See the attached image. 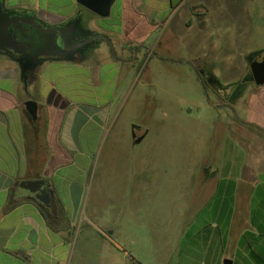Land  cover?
Masks as SVG:
<instances>
[{
    "label": "rangeland",
    "instance_id": "obj_1",
    "mask_svg": "<svg viewBox=\"0 0 264 264\" xmlns=\"http://www.w3.org/2000/svg\"><path fill=\"white\" fill-rule=\"evenodd\" d=\"M134 4L137 24L127 41L113 39L112 48L103 41L82 45L88 52L81 63L100 67L105 100L113 90L108 117L86 126L65 163L48 159L56 194L72 187L71 203L62 214L56 211V236L66 248L62 264H214L221 248L210 226L217 205L208 201L207 184H199V167L215 163L221 141L212 133H220L227 118L250 115L244 100L264 90L251 77V63L264 50V0ZM29 36L36 45L73 42L36 29ZM48 47L35 64L43 69L47 59L57 63L38 84L48 79L59 87L63 72L52 68L63 67V55ZM109 63L117 67L109 70ZM78 87L64 91L66 98L93 105L72 90ZM38 92L31 96L44 104ZM210 119L215 127L209 131ZM38 135L44 138L43 127ZM247 207L235 221L251 241L250 233H259V204ZM232 240L228 232L225 248Z\"/></svg>",
    "mask_w": 264,
    "mask_h": 264
},
{
    "label": "crops",
    "instance_id": "obj_2",
    "mask_svg": "<svg viewBox=\"0 0 264 264\" xmlns=\"http://www.w3.org/2000/svg\"><path fill=\"white\" fill-rule=\"evenodd\" d=\"M0 4L37 19L53 29L49 32L73 39L68 47L62 40L61 45L54 43L56 47L51 48L63 55L58 57L63 67L52 68V72H63L59 87L48 79L38 84L41 73L56 64V59L45 60L42 69L37 65L24 67L10 56L0 55V264H62L66 248L56 236V211L62 214L64 205L71 203L72 187L68 184L56 194L50 168L54 164L48 159L58 157L65 163V155L77 146L86 126L105 120L113 103V90L104 98L100 67L91 69L86 61L81 63L88 52L81 45L103 41L112 48L113 39L127 41L136 28L137 7L134 0H114L108 16L100 17L76 0H0ZM9 4L12 6L5 7ZM112 59L117 58L114 55ZM109 64V70L117 67ZM92 81L101 87L93 88ZM72 85L79 86L72 89L79 97L90 99L84 103L93 105H72L64 92ZM34 92L43 94L44 104L33 100ZM27 101L37 105L35 120L24 107ZM244 105L250 115L227 118L223 127L218 124L220 133L210 132L221 141L215 163L199 167V184H207L211 193L208 201L217 205L211 208L210 226L212 235L222 241L214 264H264V90L251 91ZM208 122L210 131L215 122ZM40 127L44 129L42 139L38 138ZM233 140L241 141L240 145ZM33 179L48 183V206L19 192L21 182ZM253 203L259 204V233H250L254 243L246 240L247 229L235 221ZM228 232L234 240L225 248Z\"/></svg>",
    "mask_w": 264,
    "mask_h": 264
},
{
    "label": "water",
    "instance_id": "obj_3",
    "mask_svg": "<svg viewBox=\"0 0 264 264\" xmlns=\"http://www.w3.org/2000/svg\"><path fill=\"white\" fill-rule=\"evenodd\" d=\"M113 1L114 0H76L78 4L100 17L108 16ZM20 23L30 25L31 28L39 32L53 30L35 22L30 16L3 12L0 7V51H7L16 46L17 43L14 41L13 30ZM251 77L256 85L264 84V50L256 55L254 61L251 63ZM24 107L32 120H35L37 110L36 103L27 101L24 103ZM19 192L34 198L44 206H48L50 202L48 183L42 179L21 182Z\"/></svg>",
    "mask_w": 264,
    "mask_h": 264
},
{
    "label": "flooded vegetation",
    "instance_id": "obj_4",
    "mask_svg": "<svg viewBox=\"0 0 264 264\" xmlns=\"http://www.w3.org/2000/svg\"><path fill=\"white\" fill-rule=\"evenodd\" d=\"M0 7L3 12H10L11 14L19 15L18 10H7L1 4H0ZM33 19L35 20V22L39 23L40 25H43L37 19L35 18ZM32 29L34 28H31L30 25L22 24V23L18 24L13 30L14 41L17 43L16 46L7 51H2L6 55L17 60V62H19L24 67L25 66H31V67L36 66L37 65L35 64L36 58L40 55L43 56L44 52L47 51L46 49L49 48L48 45L52 48V45H51L52 43L48 42L47 44L46 40L42 42V44L36 45V39L34 38V36H31V37L29 36L30 31ZM41 39L43 40L42 36L41 35L38 36V40L41 41Z\"/></svg>",
    "mask_w": 264,
    "mask_h": 264
}]
</instances>
